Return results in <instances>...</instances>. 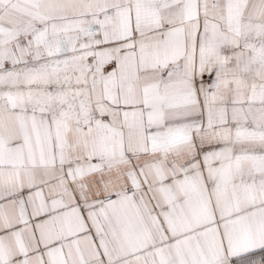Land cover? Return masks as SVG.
Returning a JSON list of instances; mask_svg holds the SVG:
<instances>
[{
	"label": "snow or ice",
	"instance_id": "snow-or-ice-1",
	"mask_svg": "<svg viewBox=\"0 0 264 264\" xmlns=\"http://www.w3.org/2000/svg\"><path fill=\"white\" fill-rule=\"evenodd\" d=\"M0 264H264V0H0Z\"/></svg>",
	"mask_w": 264,
	"mask_h": 264
}]
</instances>
